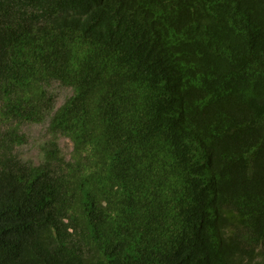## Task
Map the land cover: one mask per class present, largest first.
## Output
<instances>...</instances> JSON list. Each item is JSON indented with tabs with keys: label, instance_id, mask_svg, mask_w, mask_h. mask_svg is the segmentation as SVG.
<instances>
[{
	"label": "trees",
	"instance_id": "16d2710c",
	"mask_svg": "<svg viewBox=\"0 0 264 264\" xmlns=\"http://www.w3.org/2000/svg\"><path fill=\"white\" fill-rule=\"evenodd\" d=\"M0 264H264V0H0Z\"/></svg>",
	"mask_w": 264,
	"mask_h": 264
},
{
	"label": "rangeland",
	"instance_id": "374dc122",
	"mask_svg": "<svg viewBox=\"0 0 264 264\" xmlns=\"http://www.w3.org/2000/svg\"><path fill=\"white\" fill-rule=\"evenodd\" d=\"M54 88L57 95V106L72 93L71 87L68 86L54 85ZM46 126L47 122L28 124L24 127L27 135V142L19 147L20 154H22L24 158L32 159L34 162H39L42 158V147L48 138ZM59 142L63 152L68 155L72 148L71 141L66 137H61Z\"/></svg>",
	"mask_w": 264,
	"mask_h": 264
}]
</instances>
